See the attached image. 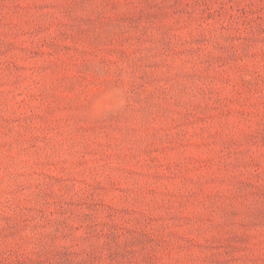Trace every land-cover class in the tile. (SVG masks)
Here are the masks:
<instances>
[{"label": "rangeland", "instance_id": "obj_1", "mask_svg": "<svg viewBox=\"0 0 264 264\" xmlns=\"http://www.w3.org/2000/svg\"><path fill=\"white\" fill-rule=\"evenodd\" d=\"M0 264H264V0H0Z\"/></svg>", "mask_w": 264, "mask_h": 264}]
</instances>
